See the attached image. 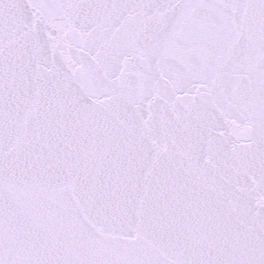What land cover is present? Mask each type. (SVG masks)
I'll use <instances>...</instances> for the list:
<instances>
[{"label":"snow or ice","instance_id":"1","mask_svg":"<svg viewBox=\"0 0 264 264\" xmlns=\"http://www.w3.org/2000/svg\"><path fill=\"white\" fill-rule=\"evenodd\" d=\"M0 264H264V0H0Z\"/></svg>","mask_w":264,"mask_h":264}]
</instances>
